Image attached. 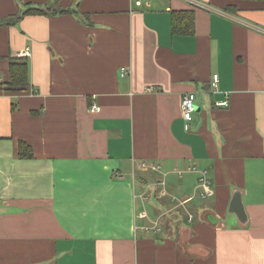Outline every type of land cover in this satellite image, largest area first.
Instances as JSON below:
<instances>
[{
  "label": "crops",
  "instance_id": "0c3cea01",
  "mask_svg": "<svg viewBox=\"0 0 264 264\" xmlns=\"http://www.w3.org/2000/svg\"><path fill=\"white\" fill-rule=\"evenodd\" d=\"M53 2L79 14L0 26V84L29 69L0 85V264H264V0H0V20Z\"/></svg>",
  "mask_w": 264,
  "mask_h": 264
},
{
  "label": "trees",
  "instance_id": "16d2710c",
  "mask_svg": "<svg viewBox=\"0 0 264 264\" xmlns=\"http://www.w3.org/2000/svg\"><path fill=\"white\" fill-rule=\"evenodd\" d=\"M257 1V0H249ZM26 9L15 16L8 17L0 20V26H14L25 16H41V15H64V14H79L74 10H65L59 8L56 2H53L44 7H35L27 5ZM227 12H234L233 8H226ZM194 11H172L170 13V30L171 36H192L194 34ZM28 64L26 61L15 62L10 60L9 64V80L0 84L5 87V91H22L28 86ZM18 157L20 159H32L33 152L31 147L25 143H19L18 145Z\"/></svg>",
  "mask_w": 264,
  "mask_h": 264
},
{
  "label": "built area",
  "instance_id": "2783aa9c",
  "mask_svg": "<svg viewBox=\"0 0 264 264\" xmlns=\"http://www.w3.org/2000/svg\"><path fill=\"white\" fill-rule=\"evenodd\" d=\"M134 3L138 6H141L142 3H144L146 0H133ZM23 55L28 56V51H25ZM128 74L126 68H121L120 69V77L124 78ZM218 83H219V77L218 75L214 74L211 78L210 84H209V89L211 93H215L217 88H218ZM195 94L189 93V94H184L181 97L180 101V106H181V114L182 118L186 122H191L193 120L194 113L196 112V106H195ZM217 107H222L226 108L229 106L228 99L219 101L216 103ZM89 112H97L99 110V107L96 104H92L89 106ZM137 168L140 169L141 171H153L157 172L159 170V166L157 165H152V164H147V163H140L137 165ZM178 176H181L184 173H189V174H195L197 176V185H196V191L197 195L199 196L200 199H208L212 196L213 194V189L211 186V181L208 177V173L206 170H199L196 167H188L184 172L181 171H176ZM115 176H118L115 174ZM161 196H165L166 193L165 191L160 192ZM141 199L144 201L147 199L146 196H141ZM172 201H175V199H171ZM189 220H191V217H189ZM154 232L158 230L157 224L155 223L154 226L151 228Z\"/></svg>",
  "mask_w": 264,
  "mask_h": 264
}]
</instances>
